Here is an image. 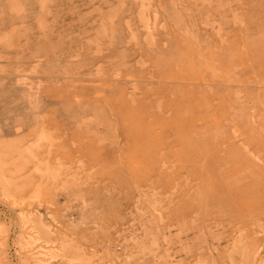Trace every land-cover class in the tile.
<instances>
[{
  "label": "rangeland",
  "instance_id": "1",
  "mask_svg": "<svg viewBox=\"0 0 264 264\" xmlns=\"http://www.w3.org/2000/svg\"><path fill=\"white\" fill-rule=\"evenodd\" d=\"M0 165V264H264V0H0Z\"/></svg>",
  "mask_w": 264,
  "mask_h": 264
},
{
  "label": "bare ground",
  "instance_id": "2",
  "mask_svg": "<svg viewBox=\"0 0 264 264\" xmlns=\"http://www.w3.org/2000/svg\"><path fill=\"white\" fill-rule=\"evenodd\" d=\"M0 166H1V165H0ZM1 170H2V169L0 168V172H1L0 175L3 174V172H2ZM3 175H4V174H3ZM50 175H51V173H50ZM5 176H6V175H5ZM5 176H4V177H5ZM8 176H9V175H8ZM8 176H7V177H8ZM51 176L53 177L54 175H51ZM4 177H3V178H4ZM15 177H16V176L13 175L12 178L15 179ZM49 177H50V176H49ZM5 178H6V177H5ZM9 178H11V177H9ZM16 178H17V177H16ZM46 178H47V177H46ZM0 179H1V178H0ZM6 179H7V182L10 181V180H8V178H6ZM48 179H49V178H48ZM12 181H13V180H12ZM9 183H10V182H9ZM15 183H16V182H15ZM7 185H8V184H7ZM16 185H17V184H15V186H16ZM16 189H17V188H16ZM31 233H32V232H31ZM24 237H25V236H24ZM26 239H27L26 243H27V244H30V243L34 242L35 240H37L38 238H37V237H33L32 235L29 234V235L26 237ZM32 253H33V252H32ZM32 253H31V254H32ZM46 253L48 254V252H46ZM40 254H42V252L39 253V255H40ZM37 255H38V254H37ZM50 255H51V254H50ZM33 257H34V256H33ZM37 257H38V256H37ZM52 257H53V256H52ZM46 258H47V257H46ZM36 260L39 261V259H36ZM38 261H37V262H38ZM39 262H42V263H43L44 261H39ZM49 262H50V261H49ZM44 263H46V262H44ZM39 264H40V263H39ZM47 264H48V262H47Z\"/></svg>",
  "mask_w": 264,
  "mask_h": 264
}]
</instances>
